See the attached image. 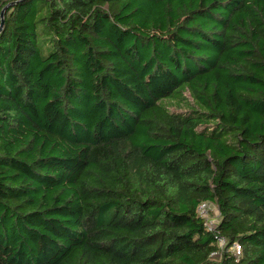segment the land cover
<instances>
[{
    "label": "trees",
    "instance_id": "1",
    "mask_svg": "<svg viewBox=\"0 0 264 264\" xmlns=\"http://www.w3.org/2000/svg\"><path fill=\"white\" fill-rule=\"evenodd\" d=\"M11 2L0 264H264V0Z\"/></svg>",
    "mask_w": 264,
    "mask_h": 264
},
{
    "label": "built area",
    "instance_id": "2",
    "mask_svg": "<svg viewBox=\"0 0 264 264\" xmlns=\"http://www.w3.org/2000/svg\"><path fill=\"white\" fill-rule=\"evenodd\" d=\"M208 202H202L198 205L197 207V212L200 216L205 218V224L207 226L208 230L214 231L215 230V223H216V218H210L208 217ZM226 239L222 237L217 238V244L220 249L224 248L226 245ZM230 250L234 255H240L241 253V246L237 242H234L230 246ZM217 254V252H213L212 255Z\"/></svg>",
    "mask_w": 264,
    "mask_h": 264
},
{
    "label": "rangeland",
    "instance_id": "3",
    "mask_svg": "<svg viewBox=\"0 0 264 264\" xmlns=\"http://www.w3.org/2000/svg\"><path fill=\"white\" fill-rule=\"evenodd\" d=\"M217 208L214 204L212 203H209V206H208V217L210 218H216L217 216Z\"/></svg>",
    "mask_w": 264,
    "mask_h": 264
},
{
    "label": "water",
    "instance_id": "4",
    "mask_svg": "<svg viewBox=\"0 0 264 264\" xmlns=\"http://www.w3.org/2000/svg\"><path fill=\"white\" fill-rule=\"evenodd\" d=\"M11 4H12V2L6 4V5L2 8V10H1V12H0V30H1L2 22H3V12H4L5 8H6L7 6L11 5Z\"/></svg>",
    "mask_w": 264,
    "mask_h": 264
}]
</instances>
